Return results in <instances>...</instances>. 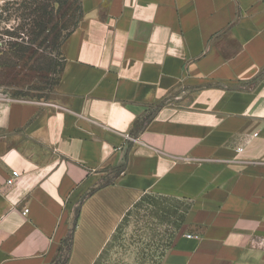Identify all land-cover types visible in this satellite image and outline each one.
<instances>
[{
	"label": "crops",
	"instance_id": "1",
	"mask_svg": "<svg viewBox=\"0 0 264 264\" xmlns=\"http://www.w3.org/2000/svg\"><path fill=\"white\" fill-rule=\"evenodd\" d=\"M79 2L0 98V264H264V0Z\"/></svg>",
	"mask_w": 264,
	"mask_h": 264
},
{
	"label": "rangeland",
	"instance_id": "2",
	"mask_svg": "<svg viewBox=\"0 0 264 264\" xmlns=\"http://www.w3.org/2000/svg\"><path fill=\"white\" fill-rule=\"evenodd\" d=\"M43 6L49 11L44 30L34 24ZM81 12L79 0H1V99L45 103L55 97L64 65L61 42Z\"/></svg>",
	"mask_w": 264,
	"mask_h": 264
},
{
	"label": "trees",
	"instance_id": "3",
	"mask_svg": "<svg viewBox=\"0 0 264 264\" xmlns=\"http://www.w3.org/2000/svg\"><path fill=\"white\" fill-rule=\"evenodd\" d=\"M81 7V6H80ZM36 12H38V11H41V9L39 8V7H36ZM82 11V10H81ZM43 14H42V19L41 20H35L34 21V24L38 27V28H41V29H43L44 30V28H46V26H47V22L45 21V18L49 15V11H48V6H43L42 7V11H41ZM81 14H82V12H81ZM0 16H1V13H0ZM78 23V22H77ZM77 23L75 24V26L77 25ZM74 26V27H75ZM73 27V28H74ZM73 28L71 29V30H69L67 33H66V35L64 36V38H66L70 33H71V31L73 30ZM63 38V39H64ZM62 43V42H61Z\"/></svg>",
	"mask_w": 264,
	"mask_h": 264
},
{
	"label": "built area",
	"instance_id": "4",
	"mask_svg": "<svg viewBox=\"0 0 264 264\" xmlns=\"http://www.w3.org/2000/svg\"><path fill=\"white\" fill-rule=\"evenodd\" d=\"M0 4H1V0H0ZM126 138L127 139H134V137L131 135V134H129V133H127L126 134ZM19 172L18 171H14L13 173H12V175L8 178V180H7V184H9V185H12V184H14L15 183V181H16V179L19 177ZM28 212V209L27 208H25L24 209V213H27Z\"/></svg>",
	"mask_w": 264,
	"mask_h": 264
}]
</instances>
